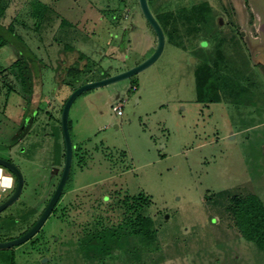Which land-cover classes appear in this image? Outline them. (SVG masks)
I'll use <instances>...</instances> for the list:
<instances>
[{"label": "rangeland", "instance_id": "obj_1", "mask_svg": "<svg viewBox=\"0 0 264 264\" xmlns=\"http://www.w3.org/2000/svg\"><path fill=\"white\" fill-rule=\"evenodd\" d=\"M200 3L220 25V45L216 36L200 48L203 36L179 20L151 66L79 95L68 114L67 192L34 237L0 249V264H101L82 258L80 238L119 224L116 203L141 194L155 242L140 262L120 252L104 264H264L225 210L235 195L264 204V0H148L162 27L160 14ZM156 43L138 0H0V158L24 178L21 196L0 214V242L25 233L56 187L61 111L73 88L140 64ZM216 48L245 56L234 64L247 68L240 83L251 95L221 89L218 101H198L196 53ZM20 58L30 60L29 99L6 71Z\"/></svg>", "mask_w": 264, "mask_h": 264}, {"label": "trees", "instance_id": "obj_2", "mask_svg": "<svg viewBox=\"0 0 264 264\" xmlns=\"http://www.w3.org/2000/svg\"><path fill=\"white\" fill-rule=\"evenodd\" d=\"M159 17L160 21L164 23L163 27L154 16L163 31L164 38L166 32H168L170 38L173 35H177L178 21L181 20L184 23L183 26L185 27L187 24L186 28L193 32V34L203 36L200 40V48H205L209 44V41L216 38V36L219 43L217 46L220 45L221 38L218 36L220 25L218 21H214L213 12L207 3H200L199 5L190 6L180 11L160 14ZM239 35L242 37L241 33ZM196 56L200 60L195 70L199 102H205V99H210L209 103L218 101L217 95L221 89L227 91L236 90L240 94H252L245 85L240 83V81L243 83L249 81L250 76L248 75L247 68L241 65L235 66L234 64L235 58L240 61H247L244 58L245 56H239L238 58L237 56H229L218 48L208 53V55L202 53V51H198ZM29 62L28 58H20L11 67L6 69L9 75H13L18 81L21 94L26 99H29L32 91ZM260 68L264 73V65H261ZM77 72L78 70L69 71L68 73L74 81L69 85L70 87H74V83L78 81ZM10 89L14 91L11 87ZM70 171L65 186L70 177ZM65 186L61 196L67 192ZM58 204L59 202L56 203L53 211L56 212ZM115 206V210H117L122 219L119 224L93 229L80 238L79 247L82 249L84 260H88L89 262L97 260L101 264H104V260L108 256H118L122 252L124 255H128L129 253L132 260L140 262L142 261V249L155 242L156 233L153 229V221L146 214L148 202L142 194L131 198L130 202L127 198H124L119 203H116ZM225 210L230 214L242 238L254 244L258 250L264 252L263 202L256 195H235L229 198L225 205ZM115 251L117 252L115 253Z\"/></svg>", "mask_w": 264, "mask_h": 264}, {"label": "water", "instance_id": "obj_3", "mask_svg": "<svg viewBox=\"0 0 264 264\" xmlns=\"http://www.w3.org/2000/svg\"><path fill=\"white\" fill-rule=\"evenodd\" d=\"M138 5L142 16L144 17L145 21L147 22V24L149 25V27L156 36L157 43L154 51L147 59H145L140 64L130 69H127L123 72L108 76L104 79L81 85L69 95V97L67 98V100L63 105L61 111V118H60V126L62 131L63 142H64V164L58 184L53 192L52 197L50 198L49 202L47 203L46 207L44 208L43 212L41 213L37 221L34 223V225L20 237L10 241L0 242V249H8L21 245L29 241L32 237H34V235L38 233V231L44 225V223L52 213L56 203L59 200V197L67 181L71 167V162H72L73 148H72V142L70 139V134L68 129V114L74 100L79 95H81L82 93L88 90L103 87L116 82H120L122 80H126L137 75L141 71L151 66L161 55L165 46V38L163 31L160 25L158 24V22L156 21V19L154 18V16L152 15L147 0H138ZM219 22L221 23V20H219ZM0 170H2L0 171V214H1L4 210L9 208L11 205H13L20 197L23 189L24 178L20 170L13 163L4 160L2 158H0ZM5 172H7V175L5 174ZM13 178L16 181V185L14 188H12Z\"/></svg>", "mask_w": 264, "mask_h": 264}, {"label": "flooded vegetation", "instance_id": "obj_4", "mask_svg": "<svg viewBox=\"0 0 264 264\" xmlns=\"http://www.w3.org/2000/svg\"><path fill=\"white\" fill-rule=\"evenodd\" d=\"M2 159H3V158H2ZM5 160H6V159H5ZM7 161H8V160H7ZM9 162H10V161H9ZM11 163H12V162H11ZM63 164H64V161H63ZM62 169H63V166H62ZM61 172H62V170H61ZM56 173H57V172H56ZM60 176H61V173H60ZM60 176H59V179H60ZM59 179H58V181H59ZM58 181H57V184H58ZM57 184H56V186H57ZM15 185H16V181H15V179L13 178V179H12V186H13L12 188H14ZM55 188H56V187H54L53 192H54ZM52 195H53V193L51 194L50 198L52 197ZM50 198H49V200H50ZM61 198H62V196L60 195L58 202L61 200ZM49 200H48V202H49ZM48 202H47V203H48ZM46 205H47V204H46ZM45 207H46V206H45ZM43 210H44V209H43ZM50 215H51V214H50ZM38 218H39V217H38ZM36 221H37V220H36ZM36 221H35V222H36ZM33 225H34V224H33ZM33 225H32V226H33ZM32 226H31V227H32ZM31 227H30V228H31ZM30 228H29V229H30ZM29 229H28V230H29ZM28 230H27V231H28ZM27 231H26V232H27ZM23 234H24V233H23ZM23 234H22V235H23ZM20 236H21V235H20ZM55 239H56V238H55ZM79 251H80V254H81L82 258L84 259V257H83V252H82L81 247H79ZM116 252H117V251H115V253H116ZM129 255H130V254L128 253V255H127L128 257H127V259H128V262L131 263V261H132V257H130Z\"/></svg>", "mask_w": 264, "mask_h": 264}, {"label": "built area", "instance_id": "obj_5", "mask_svg": "<svg viewBox=\"0 0 264 264\" xmlns=\"http://www.w3.org/2000/svg\"><path fill=\"white\" fill-rule=\"evenodd\" d=\"M122 108H123V105L122 103H119L114 109H115V112L118 116H121L122 115Z\"/></svg>", "mask_w": 264, "mask_h": 264}, {"label": "clouds", "instance_id": "obj_6", "mask_svg": "<svg viewBox=\"0 0 264 264\" xmlns=\"http://www.w3.org/2000/svg\"><path fill=\"white\" fill-rule=\"evenodd\" d=\"M0 171H2V170H0Z\"/></svg>", "mask_w": 264, "mask_h": 264}]
</instances>
